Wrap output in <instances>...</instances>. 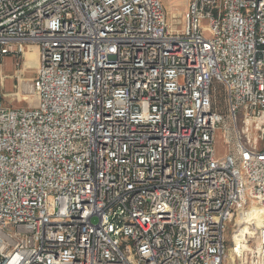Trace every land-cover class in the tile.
I'll return each mask as SVG.
<instances>
[{"label": "built area", "instance_id": "built-area-1", "mask_svg": "<svg viewBox=\"0 0 264 264\" xmlns=\"http://www.w3.org/2000/svg\"><path fill=\"white\" fill-rule=\"evenodd\" d=\"M32 48L0 264H264V0H0V66Z\"/></svg>", "mask_w": 264, "mask_h": 264}, {"label": "rangeland", "instance_id": "rangeland-1", "mask_svg": "<svg viewBox=\"0 0 264 264\" xmlns=\"http://www.w3.org/2000/svg\"><path fill=\"white\" fill-rule=\"evenodd\" d=\"M168 19L174 24H179L182 19V13L186 8V0H161ZM35 51L36 49H30ZM36 58L34 54L26 53L23 60L16 62L12 58H6L0 66V96L8 107H27L35 108L38 106V96L33 94L30 85L35 76ZM218 140V153L222 151V145ZM252 222L259 227L254 219ZM232 238L229 232L227 236V252L225 264H236L233 262L234 253H232Z\"/></svg>", "mask_w": 264, "mask_h": 264}, {"label": "bare ground", "instance_id": "bare-ground-1", "mask_svg": "<svg viewBox=\"0 0 264 264\" xmlns=\"http://www.w3.org/2000/svg\"><path fill=\"white\" fill-rule=\"evenodd\" d=\"M27 53V52H26ZM34 54V53H33ZM35 58H36V66H37V53H35ZM36 68V67H35ZM262 211L260 209H257V208H253L250 213L247 215L246 218H249V219H254L255 222L257 223V225L260 227L261 224H262ZM253 221V220H251ZM232 252H233V249H231Z\"/></svg>", "mask_w": 264, "mask_h": 264}, {"label": "crops", "instance_id": "crops-1", "mask_svg": "<svg viewBox=\"0 0 264 264\" xmlns=\"http://www.w3.org/2000/svg\"><path fill=\"white\" fill-rule=\"evenodd\" d=\"M28 52H29V53H31V52H32V54L34 53V55H35V51L29 50ZM28 52H27V53H28Z\"/></svg>", "mask_w": 264, "mask_h": 264}]
</instances>
